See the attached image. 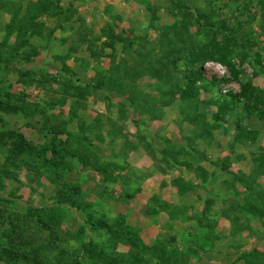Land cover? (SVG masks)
<instances>
[{"label": "rangeland", "instance_id": "obj_1", "mask_svg": "<svg viewBox=\"0 0 264 264\" xmlns=\"http://www.w3.org/2000/svg\"><path fill=\"white\" fill-rule=\"evenodd\" d=\"M70 1L64 4L61 16L37 17L38 21L47 23L53 34L47 37V42L35 41L38 56L33 59L35 55H30L33 63L22 66L26 70L34 64L38 67L33 68L36 75L20 80L14 76L2 92L4 95L8 91L16 96L23 94L28 102L44 105L53 120L68 119V129L73 136L68 151L63 152L67 168L61 179L81 186L86 204L111 221L125 220L134 227L140 226L139 236L146 245L142 257L147 256L143 259L146 263L177 264L169 254L172 246H168V242L172 236L182 245L184 229L175 221L170 223L168 213L161 211L160 205L165 204L170 210L187 205L193 213L201 210L207 198H216L219 202L218 198L223 196L220 182L229 178L220 172L219 164H225L230 172L248 174L250 158L264 153V0ZM29 2L31 0H24L23 5ZM15 5L0 1V40L7 35L6 26ZM56 8L53 5L51 10ZM199 44H217L222 51L231 49L229 57L239 71L238 78H233L227 67L215 61L204 62L202 69L207 80H217L210 88L212 94H239L241 86L247 87V97L235 102L231 115H224V120L218 124L224 127L236 121L242 113V104L248 102L251 113L243 115L241 124L255 137L253 145H235L230 149L229 142L238 138L232 134V125L228 128L230 134H223L221 130L215 132L213 141L196 138L194 126L184 119L179 102L157 107L162 103L161 91L183 84L190 53ZM167 52H170L168 56ZM237 53L245 55V60L241 61ZM4 59L3 54L1 67L21 68L13 60L6 64ZM62 64L68 65L76 76L61 73ZM154 69L160 79L152 77ZM98 78L99 90L85 86L95 84ZM200 95L205 99L210 94L202 92ZM60 101L64 104H59ZM212 110L213 107L205 108L207 116ZM5 118L11 126H20L29 141L36 145L41 143L37 132L25 128L24 121L14 124L13 117ZM172 148L176 154L171 153ZM75 152L84 154L88 165H98L106 171L108 180L103 182L106 192L93 186L92 173L72 157ZM239 158L242 161H238ZM42 172V169L27 172L23 168L17 174L18 182H7L2 194L14 197L10 211L23 214L28 204L41 205L40 194L47 197L53 194L54 187L50 188ZM177 180L182 182L179 187ZM257 181L264 187V174ZM37 182L46 184L47 188L44 190ZM111 189L122 195H112ZM181 189L184 193L179 191ZM126 192L131 197L126 198ZM215 211L218 212L217 208L212 210L211 217ZM68 216L63 229L72 231L84 217L74 210H68ZM216 220L215 229L223 237L213 250L229 252L235 259L240 252L233 248L232 242L236 241L241 252L257 249L250 260L262 262L263 228L258 227L261 233L258 240L245 233L244 240H240L231 236L228 221ZM56 233L61 235L60 230ZM38 235L44 238L47 234ZM97 235H102L103 241L115 239L101 233ZM64 240L69 241L68 237ZM158 241L168 248L164 257L158 247L151 249ZM56 244L59 248L53 255H58L65 247V242L53 243ZM129 248L120 244L116 252L123 254ZM153 252H159L160 257H155ZM209 254L210 251L204 255L207 261L221 263L217 256L213 259ZM83 262L89 264L85 258Z\"/></svg>", "mask_w": 264, "mask_h": 264}, {"label": "trees", "instance_id": "obj_2", "mask_svg": "<svg viewBox=\"0 0 264 264\" xmlns=\"http://www.w3.org/2000/svg\"><path fill=\"white\" fill-rule=\"evenodd\" d=\"M0 1L9 5L16 3L5 30L7 33L5 37L9 38L4 39V37L0 40V60L4 54L3 62L6 61V64H9L13 60L14 64L17 63L21 66L19 69L10 68L12 65L10 67L0 66V264H85L84 258L89 264H152L151 262L146 263L147 256L144 257L145 260L142 257L146 245L139 236L140 226L134 227L125 220L111 221L105 214L86 204V201L83 200L81 186L61 179L67 168L63 162V152L68 151L67 147H70L73 136V133L68 129V119L53 120L44 105L28 102L23 94L16 96L8 91L4 95L2 92L3 88L11 83L10 81L14 76L18 79L34 77L33 68L38 67H34L32 64L31 68L27 67L26 70L22 68L27 63L32 62L30 55H35L33 59L38 56L35 41L37 43L47 42V37L53 34L47 27V23L38 21L37 17L40 15L50 17L54 14L61 16L64 4L71 1L31 0L29 4L25 5H23L24 0ZM32 2H35L34 6ZM53 5L57 8L51 10ZM212 27L210 25V28ZM10 37L14 39L11 40ZM169 54L170 52L166 53L167 56ZM230 54L231 49L222 51L217 44L213 46L199 44L198 48L190 53L187 67L183 72V84L181 86L177 84V86H171L161 91L162 103L157 107L163 108L170 106L173 102H179L184 119L186 118L194 126L196 138H209L213 141L215 132L221 130L223 134L228 135L230 134L228 132L230 131L228 130L229 125H232L234 128L232 134L238 136L237 139L231 140L228 144L229 148L233 149L235 145L250 146L255 143L252 132L241 124L243 115L248 116L251 113L248 102L242 104V113L238 114L236 121L228 123L224 127L218 123L224 120V115H231L230 112L233 110L235 102L239 103L241 97H247V87L241 86L239 94L231 92L224 95L216 92L212 94L210 88L216 85L217 80H207L202 69L204 62L215 61L227 67L233 78H238L239 71L230 59ZM20 55L21 57L17 60ZM237 55L241 61L246 58L245 55L239 53ZM71 56L72 54L68 57ZM196 65L198 67L194 68ZM61 70V73H65V75L76 76V73L68 65L62 64ZM155 73L156 70L154 69L151 73L152 77L160 79ZM93 85L87 84L85 86L92 88L93 91L99 90L100 79L95 80ZM202 92H207L210 95L208 98H201ZM173 95L177 98L174 99ZM59 104L63 105L64 101H60ZM211 107L214 110L207 116L205 108ZM5 117H13L14 124L18 120L24 121L25 128H31L37 132L41 143L36 145L29 141L21 132V127L11 126ZM198 133L200 136L197 135ZM171 153H177L175 148L171 149ZM72 157L79 161L86 171L92 173L93 186L97 189H103V193L106 192L103 183L108 180L106 171L101 166L88 165L86 156L82 153H72ZM239 160L242 161L240 158ZM250 161L251 168L248 174L241 171L230 172L225 164H219L220 172H224L229 177L220 182V190H222L223 196L218 198L219 202L216 201V198H207L200 206L201 210L193 213L187 205L173 210L168 209L165 204L160 205L161 211L168 213L169 218L167 217V220L170 223L174 221L179 223L180 228L183 227L182 229H184L182 245L179 244V241L176 243L172 236L168 242V246H172V253L169 254L177 261V264H213L210 262L211 259L207 261L204 257L209 251V255H212L213 259L217 256L222 264H239L240 262L264 264V259L260 263H254L250 260L252 253L257 252V249L254 248L251 252H241L240 246L236 245L234 239L232 240L235 245L233 248L235 252H238V249L240 251L235 259L229 252L213 250L217 241L223 237L215 229L216 219L222 218L228 221V230H230L232 237L244 240V233L246 236L257 237V240L261 237L258 227L264 229V187L258 184L257 180L264 174V153L251 157ZM23 168L32 173L42 169V174L46 175L45 179L50 188H52L51 185L54 187V191L48 197L40 194L42 197L41 205L37 207L28 204L25 213L18 214L13 210L10 211L9 205L14 203L12 194L3 195L2 193L5 191L9 180L19 181L17 174L22 172ZM31 176L37 178V176ZM28 181L32 183L31 178H28ZM19 183L21 184V182ZM180 184L182 182L177 180L178 187ZM38 185L44 190L47 188L44 183H38ZM179 191L184 193L183 189ZM110 193L114 196L122 195L113 189ZM125 197L131 196L126 192ZM215 208L218 211L214 212L217 218L215 215L211 217V212ZM68 210H74L84 216L75 225L73 231L63 229L65 221L69 219ZM190 221L193 223L188 224ZM57 230H60L61 235H57ZM42 232L47 234L46 237H39L38 233L41 234ZM100 233L109 238H111L110 236L115 237V239L103 241L101 240L102 235H97ZM91 234L96 235L92 237ZM65 237H68V242L64 240ZM57 241L60 244L65 242V247L66 245L68 247L60 249L58 255H53L52 252L59 248L57 244L56 246L53 245ZM120 244L128 245L130 247L128 252L117 253L116 250ZM151 247L152 250L158 247L163 252L162 257L167 253L165 251L167 247L160 241L157 244L153 243ZM153 253L155 257H160L159 252ZM261 257H264V250ZM221 263L218 260L215 262V264Z\"/></svg>", "mask_w": 264, "mask_h": 264}, {"label": "crops", "instance_id": "obj_3", "mask_svg": "<svg viewBox=\"0 0 264 264\" xmlns=\"http://www.w3.org/2000/svg\"><path fill=\"white\" fill-rule=\"evenodd\" d=\"M144 227V226H143Z\"/></svg>", "mask_w": 264, "mask_h": 264}]
</instances>
